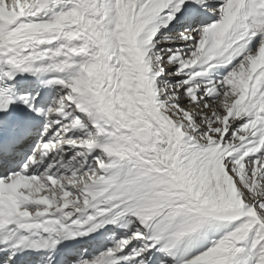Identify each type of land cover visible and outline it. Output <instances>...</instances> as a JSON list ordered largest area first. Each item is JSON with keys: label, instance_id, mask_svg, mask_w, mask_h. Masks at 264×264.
Wrapping results in <instances>:
<instances>
[{"label": "rangeland", "instance_id": "1", "mask_svg": "<svg viewBox=\"0 0 264 264\" xmlns=\"http://www.w3.org/2000/svg\"><path fill=\"white\" fill-rule=\"evenodd\" d=\"M155 2L156 0H143L138 6L136 12L137 17L134 20V24H136L134 31L137 40L139 39V32L137 34V25L140 22V18L144 17L147 23L143 26V28L140 29V31L143 32V30H145L147 32L148 31L147 28L152 24L151 21L156 16H158L156 11L160 9V7L164 6L166 2L173 3L174 1L166 0L164 3L161 2V4L159 5L158 4L156 5ZM44 3L45 0H6L5 5L6 6L8 5V7L11 8V9L9 8L11 13L12 12L17 13L19 12V7H21L22 11H26L28 9L37 10L42 8L44 6ZM131 3L132 0H115L111 5L112 11L109 12L112 13L111 16L113 18L111 16H110L111 18L110 17L107 18L106 19L107 24L106 26L103 27L104 30L103 33L105 34V38L111 36L116 37V42L114 37L109 38L110 39L109 41L112 43L111 44L112 48L116 49L115 50L116 55H114L115 59L113 61L115 62L114 66L112 67V64L111 65L107 64L109 67L107 69L106 67L103 68V70L105 69L104 71H106V73L108 74V77L105 74L103 75L105 77L104 79H110L109 83L111 86L109 84L108 85L111 88L108 85L106 88L103 85V83L101 86L99 83L93 82L94 80L91 78H90L91 81L88 79V82H90L88 83L89 84L88 88L89 89L91 88L89 101L95 102L96 100V102L98 101L99 103H101L99 104L100 107L108 109L109 112L111 110V115L113 119L114 118L115 120L117 119L116 120L118 122L117 124L125 125V127H127L128 129L135 131L136 134V137L133 134H130L131 137L128 136L129 140L127 141V143L124 144L126 148L125 152L120 153L116 157L118 160L120 159L128 163L127 167L129 170L128 169L127 170L129 172L126 170V179L125 180L120 179V180L123 181V184H126L128 179L132 177L134 173H139L140 174L139 176L130 178V180L131 179L134 180V183L130 182L134 185V189L131 188L129 192H135L141 189L142 187L148 186L150 184V179H151L154 180L155 182L153 183V185H151L152 187H149L147 189L156 188V190L154 189L153 190L154 193L150 195L155 194V195L164 196V194L168 192L165 194L166 198L168 199H169V197H167L168 194H170V196L174 194L177 195V193H173V192L177 188L183 189L181 188L183 181L187 186L188 190H190L192 194L196 196L197 199L201 202L200 205H202V207L205 206L208 209H210V211L221 213L222 215H219V218L220 219L224 218L222 219L223 221L212 220L213 217L218 216L215 212L208 213L210 217L212 216V218H210L209 216L203 218L202 216L200 217L199 215L198 216L192 215L191 213L186 214L185 212V215L181 217L182 219L181 223L174 226L176 230L170 228L171 227L170 223L162 226L160 224H157L156 227L159 226L163 230L173 229L172 234L175 237L179 238V240H177V244H179L177 246V249L167 251V253L163 255V257H161V262L163 264L166 263L174 264L173 260L177 256L180 259H184L192 254V250L193 252L204 250L203 252H206L207 260L209 264H264V228L258 225L257 222L252 219H246V220L234 221V222L225 221L228 219H232L233 217L235 218L236 212L237 214H239L238 211L240 209H244V210L247 209L249 211L254 210L256 214L260 216V218L264 219V176H263L264 175V142H260L259 144H256L254 146L255 147L254 149L256 150L255 152L256 153L258 152L259 155L258 157H254L252 159L247 160L246 158L249 155H251V152L248 151L247 152L242 151L241 153L238 152V149L241 144L240 142L245 137V135L248 134L250 127L253 126L257 128L255 124L257 123L258 125V129L255 130V133L250 134L252 138L253 137L256 138L257 135L264 133V124L261 123L260 121L259 123L257 122V119H261L260 115L257 114L258 115L257 116L256 111L253 112L252 115H250L252 109L256 108L255 102H251L252 100L251 98L253 97V93L250 94V91L252 90V82H250V80L249 82L245 81V79L241 76L243 72L249 71V67L250 69L252 68L249 75H252L253 77L255 76L254 78H256L257 76L261 78L264 74V70H262L264 68V62H262V59L260 64L261 52L259 55V52L257 53L256 51L257 49L256 45L255 47H253L251 41L248 40V38L252 35L253 30L255 29L257 30V28H261V29L264 28V23L259 20H254L245 12L246 0H221V2L218 5L216 4L217 7L201 9L205 13V15H215V18L212 19L211 24L208 26V28L207 27L205 28V26H201V27L198 26L199 28L196 30L198 31V33H196L193 36V38L200 37L199 38L200 40L199 39L193 40L192 43H190L192 44L193 48L189 52L186 51V53H189V55L186 58V61L184 59L178 61V58L180 57H176L173 53V50L175 48L172 47L175 46L167 45L170 44L169 42L171 40L170 38H159L157 42L155 41L156 42L155 44L157 46L159 45V43H161V45H165V46H161L164 48V51H162L161 54L165 56L168 54L167 56H169L168 58H164L163 56L162 58L163 61L161 63L155 62L154 65L155 70L158 69L160 65L162 69L164 61L166 65H170L167 67L166 71H168L169 68H173L174 66H176V69L170 71L168 75L169 77H176L180 72L184 71L185 76L181 78V83H180L182 86V85H187L186 83L189 82L191 79H196V78L200 79V77L198 76V72L200 74L205 73V70L202 71L199 70L194 73L186 72L189 68H192L196 64H198L201 61V58L207 56L212 57L210 54H206V55L203 54L206 46L204 40L202 39H204L205 36H207L209 33L212 32L215 33V38H213L214 41L213 44L215 45L216 48L215 51H217L218 50L217 47L222 45L221 41L224 40V36H225V40L227 42L225 47H227V49L231 48V52H230L231 54L230 53L227 54L226 59L236 57V52L238 49L239 50L245 49V51L242 50L243 51L242 54L246 53V55L243 54L245 57L241 59V62L239 61L238 64L234 67L233 78L237 79L238 82H240L242 86H244V88L247 83H250V88H249L250 90L248 93L249 96L248 94L245 93L246 90L244 89H242L243 94L242 93L239 94L233 88L227 89L228 86H225L226 84H224L225 87L224 92L220 94V97H216L218 96L217 95L218 93L215 92L216 86L219 83L224 82L225 78L228 76L216 79V81L217 80L218 81L215 84H212L211 81L212 78L209 81H205L204 84L203 82L200 81L198 83L196 82L193 85H190L187 91H181V92L179 91L177 85H170V83L166 84L162 80L161 81L157 80L156 89L159 90L167 89L166 96L174 97L172 103H169L165 98H163V104H164L163 110H165L163 111L159 107L153 105V103L151 102L152 97L149 95L146 88L143 89L144 84L140 80V76H139L140 73L139 64L135 58V54L132 51L131 47L128 46L127 30L129 26L132 25L133 23V21H131L129 18V10ZM173 11L174 9H172L171 13H173ZM171 13L167 14V16L164 17L167 18L171 17L170 16ZM147 15H149V18H147L148 17ZM67 16L69 17L70 15L67 14ZM164 17L162 18L160 17L158 21L163 20ZM65 21H69V20H65ZM95 22L97 23V21H94L93 22L94 24L91 25L89 23H85V26L89 30H91L93 35H95L96 39L101 40L100 34L95 30L101 29L102 24L96 25ZM56 24L61 25V22H57ZM173 25H175L174 21H173ZM202 30H205L206 32L208 31L207 32L208 34L205 33L204 34L205 36H203ZM217 34L219 35L218 37H216ZM262 35L264 34H261V41L260 40L258 41V44L260 45L264 43V38H262ZM228 36L229 37L232 36V40L233 38H235L237 41L231 42L230 40H227ZM140 39H141V35H140ZM141 41L145 42L146 38H142ZM153 41H154V37L149 44H151ZM232 44H236V45H232ZM116 45L118 46L116 47ZM103 46L107 49V47L104 44ZM262 46H264V44ZM247 48L251 50L248 51ZM260 50L261 49L259 48V51ZM210 51H214L213 45L210 46ZM217 52H219L217 53V56L221 54L219 50ZM217 56L215 58H217ZM149 59L152 61L154 60L158 61V56L153 54L152 56L149 57ZM205 59L207 58H204L202 60V65H204L203 64L204 62L205 65L208 64V61H205ZM179 63L181 64L182 67H179ZM222 65H225V63L222 62L220 63L219 66ZM209 66L211 67L212 65L209 64ZM256 66L261 67V68L259 67L260 68L259 72L258 69H255ZM69 68H74L73 70L77 72L83 69L82 62L79 61L75 65L70 64ZM156 71L158 72L161 70L159 69ZM257 73L258 75H256ZM196 75L198 77H195ZM232 80L228 79L227 82L229 85H232L234 87L235 83H233ZM81 82H82L81 79L77 80V86L80 88H82L84 85ZM202 85L207 86L205 89L203 88L205 90L204 95H207L209 92L215 95L216 97L215 102L213 101V99L209 101L210 103H215V105L213 106L208 105L209 109H204V107L201 108V106H198V108L201 109L200 112L202 114L206 113L205 114L206 119L199 121L198 118L195 119V117H192V119H188V121H186L187 116L184 115V110H185L184 107L186 106H183L184 102L181 103V101H183L185 98H188L191 102L193 100H196L198 96L196 95L195 91L199 87H202ZM95 87L97 89H95ZM175 91H177L178 93L175 94ZM163 92H165V90ZM58 95L59 94L53 97H57ZM106 98L111 100V102L107 100V103H104L106 101ZM133 98L140 101L141 102L140 105L144 104L143 106L144 107L148 106V108L146 110L145 109L143 110L142 109L143 106H142L137 112L136 111L137 108L135 107L136 105L133 103L134 102ZM59 99L62 98L59 97ZM178 100H180V102H176ZM229 100H234L235 102H237V100L238 101L240 100L238 103H243V107L239 110L235 118L228 121L231 112L233 110V108L230 109L229 106H227L228 103L226 104V102ZM150 102L152 106L149 105ZM238 103H235V105H238ZM244 104L247 105L245 106ZM104 105H106V107H104ZM195 106L193 104L190 105V107H192V110L193 109L195 110ZM214 106L219 107V109L222 110V113L221 114L219 113V115H215L214 112L212 113L211 109L214 108ZM109 107H111V109ZM116 113L119 114L120 119L119 117L118 118L116 117L117 115ZM248 115H250L251 120L242 124L241 122L244 120L245 116ZM213 119L215 122L213 121ZM174 120H178L180 124L176 123ZM139 122L140 125L138 127L136 128L132 127L133 123H139ZM185 122L187 123L186 131L189 134H191L192 136L191 138L190 137L185 138L183 136H180L178 135L179 133H177L178 136L176 135V131L181 127V125L185 124ZM116 127H120V126L116 125ZM194 139L199 141L196 142ZM263 139L264 138L261 137V140ZM187 140H192V142L190 141L188 142ZM224 141L225 143L227 142L226 146L236 145L232 149V150H234V148L235 150L237 149L236 151L235 150L233 151L235 152V155L233 157H231L230 155L229 157H231V159L229 161L227 156L229 153H232V150L227 151L228 152V153L226 152L227 154L219 153V155L221 156H217L218 151L221 150L219 148L224 143ZM163 153L165 156H167V158H169L168 162H164V159L162 160V156L164 157ZM242 153H246L245 157L244 155H241ZM238 154L240 156H237ZM132 156H136L137 158L132 159ZM185 158H188L190 161L189 162L186 161L187 163L183 162ZM196 160H203V162L198 161L199 162L198 163L196 162ZM101 161L103 162V159H101ZM227 164L229 165L227 166ZM164 165L167 167L174 168L176 170L169 168L165 169ZM149 167L150 168L153 167L152 169L155 170L146 172L150 170ZM81 168L79 169L80 171L79 174H75V175L72 174L73 180L75 181L73 183L69 181L71 185L69 186L70 192H68L67 195V199L70 198L72 202L76 204L79 203L78 200L81 203L84 201L82 198V193H83L82 187L80 186L85 185V182L90 184L88 190L90 189L93 193H98L104 189L106 190L107 187H103V186L110 182L108 177L102 178L100 180L101 177L110 173L106 171L107 170L106 167H103L104 171L102 173V176L100 177H99L100 173L97 170L95 171V173L94 172L90 173L86 168L83 169V166ZM182 169H184V172L182 171ZM204 169H207L210 172L212 171L210 178H209L210 176L209 172L207 173V175L205 173H204L205 175L201 173L203 172ZM113 170L114 172H116L117 169H113ZM62 173H67V172H62ZM69 176L70 175L64 176L61 182L65 183V181L68 180ZM164 176H168L169 179L166 180L163 179ZM58 186L60 185H57L56 187H52L51 185H48L47 186L48 189L47 187L42 186L43 189H46L47 196L46 195L41 196L40 199L41 200L47 199V201L45 202L47 209H56L58 206L57 201L63 200L61 196L62 193H64V189L63 190L61 188L58 189L57 188ZM116 190L117 191H115L114 194L116 196L117 195L119 196L122 192L119 191L118 189ZM76 192L78 194V200H77ZM86 195H91V194H86ZM92 196L93 195L85 196V198ZM194 196H192L193 198L191 196L190 197L196 203V201L194 200L196 197L194 198ZM86 199L90 200L91 198H86ZM171 201L173 200L172 199L168 200V202ZM178 201L179 200H175L173 203H177ZM252 204L254 207L252 206ZM61 206L63 205L61 204ZM179 213H180L179 210L176 209L174 211L171 210L169 214H171L170 217H172L177 214L178 216H180ZM252 213L253 212H251V214ZM153 216H154L153 214H150L149 216L147 215L145 218L151 219ZM174 220L175 218H173L171 222ZM134 224L136 225V221L133 222V225ZM189 234L190 236L186 237ZM167 235L174 238V236L170 234ZM210 242L213 245L210 244ZM135 243L133 242L132 244L127 241L126 245L129 248L130 247L132 248L135 245ZM165 251L166 249L163 252H161V254L164 253ZM161 254H158V256H160ZM140 256L136 257L137 260L139 258L148 257L147 255H140ZM167 259H171V260H167ZM140 263L149 264L147 259L142 260ZM154 264H157L156 260Z\"/></svg>", "mask_w": 264, "mask_h": 264}, {"label": "bare ground", "instance_id": "2", "mask_svg": "<svg viewBox=\"0 0 264 264\" xmlns=\"http://www.w3.org/2000/svg\"><path fill=\"white\" fill-rule=\"evenodd\" d=\"M53 0H45V3H44V6L40 9H37V10H33V9H28L26 11H23L21 13L19 12H10L8 5L6 7H8V13H5V12H0V16H1V22H0V47L5 44V43H8L10 42L11 43V47L14 51H17L19 50L18 52L22 53V55L20 56H17L15 59L17 60V62L21 63L24 65L25 67V71H29V70H33V69H36L38 70L40 67L42 68H53V69H62V68H65L66 65L67 67H70V64L72 65H75L76 63H78L79 61L82 62V67L83 69H81L82 71L79 72L81 74V76L85 79H93L95 83H99L101 86H102V83L104 81V79L102 77H99L98 75V70L101 69V66H100V63H101V57H100V53L97 51L99 49V47L96 45L97 41H99L98 39L95 38V35L92 34H87L83 29H82V25L85 23H88L87 21H85V15H82V16H77L75 13H73L72 10L69 9V6L65 8V10H67V12L63 11V10H60L58 13L54 14L52 13V11H50V9L52 8V5H54V3L57 2V0H54V2L52 3ZM106 0H101V5H100V10H105V2ZM174 2L171 3V2H166V4L162 7H160V9H156V13L158 16H156L151 22L152 24L147 28L148 31L146 33L147 36H150L149 37V41L151 42V40L153 39L154 37V41L149 44L147 42V40L145 42H142V45L147 48L149 47L150 45H154L159 38H170L171 40L169 41L170 44H167L168 46H175V47H172V48H175L173 50V53L176 57H180L178 58V61L179 60H182L184 59L186 61V58L187 56L189 55V53H186L189 52L193 47H192V41L193 40H197L199 39L200 37H194L193 36L198 33V31H194L193 34H192V31L191 29L189 30V32H186L184 35L181 36V34H179L178 32L179 31H173L172 29L175 28L176 24L173 25V20L176 19V21H180V22H185V20L187 19H191L192 21L193 20H199L201 17L199 16H196L195 17V14L196 13V3L197 2H201V1H191V0H187V2L190 4V8L188 10H186L185 6L184 5H179L177 2L178 0H173ZM206 1L207 3L205 4H202L201 6L199 7H202L204 5H207V7H211L213 5H216L218 3V0H204ZM256 1V0H255ZM258 3H259V7L260 8H264V6L262 5V2L260 0H257ZM27 2V1H26ZM24 3V2H23ZM52 4V5H51ZM168 7H166V5H168ZM51 5V6H50ZM70 6H73L74 5H71L69 4ZM173 6V7H172ZM174 9L173 11V14L171 15L170 20H159L158 19L161 17H163L164 15L168 14L169 13V10L171 9ZM11 9V8H10ZM17 10V9H16ZM160 12V13H159ZM21 14L20 18L19 15ZM70 15L69 17L67 16ZM199 17V18H198ZM18 19V22L14 23L17 19ZM109 18V17H108ZM111 18V17H110ZM71 19V20H70ZM107 19V18H106ZM123 19V18H122ZM49 20H55L56 23L57 22H61V25H58L57 24V27L56 29H53V28H47V29H44L41 28L40 23L41 22H48ZM63 20V21H62ZM65 20H69V21H65ZM94 20V19H93ZM21 21H26L28 23H34L36 26H30V27H27L25 29H21L19 26V24L21 23ZM94 21H97L96 25L99 24V20H94ZM123 21V20H122ZM150 22V23H151ZM169 22V23H168ZM83 23V24H82ZM112 23V22H110ZM109 23V24H110ZM82 24V25H81ZM147 24V23H145ZM149 24V23H148ZM51 26V24H48ZM83 25V26H84ZM112 25V24H111ZM210 25V22H208L207 26ZM147 26V25H146ZM200 27L202 25H199ZM86 27V26H84ZM113 28V27H112ZM184 29V28H183ZM55 30V32H54ZM87 30V29H86ZM108 30V29H107ZM111 30V29H109ZM115 30V29H114ZM51 31H53L54 33L53 34H50ZM91 31V30H90ZM118 31V30H117ZM116 31V32H117ZM123 31V30H122ZM261 31L263 32L264 29H257V30H254L253 31V35L248 39L251 41L252 43V46H255L257 47V50H259V48L262 50H260L261 52V59H262V62H264V46H262V44H258V41L261 39ZM203 32V36H205L204 34L207 33L205 30H202ZM121 33V32H120ZM175 35H174V34ZM5 34V35H4ZM208 34V33H207ZM88 37V41L90 43V51H87V47H86V43H85V40H84V36ZM3 36H6L3 37ZM124 36V35H123ZM145 36V35H144ZM202 36V35H201ZM215 36V35H214ZM219 35L217 34L216 37H218ZM206 37V36H205ZM145 38V37H144ZM120 40V39H119ZM118 40V41H119ZM203 40V39H202ZM144 41V39H143ZM156 41V42H155ZM233 41H236L235 38H233ZM102 43V41H100ZM196 42V41H195ZM103 44V43H102ZM163 44V43H162ZM161 46H165V45H161V43H159V45L152 51H150V53L147 54V58L149 59L150 56H152L153 54H155L156 56H158V61L154 60H150L149 61H152V62H162L163 61V56L164 58H168L169 56H165V55H162L161 52L164 51V48L161 47ZM218 50L221 52L220 55L217 56V58L213 59L212 57H204V58H207L205 59V61H208V64H206L205 66L202 65V60L204 58H201V61L196 64L194 67L192 68H189L186 72H189V73H194L196 71H199V70H205V73H202L200 74L198 72V76L200 77V79L196 78V79H191L189 82H187L186 84L187 85H182L181 86V78L183 76H185L184 74V71L180 72L176 77H169V73L170 71H173L176 69V66H174L173 68H169L168 71H166L165 75L163 78H158L157 80H162L164 83L168 84L170 83V85H177V87L179 88V91H187V89L190 87V85H193L194 83H198L199 81L200 82H205V81H209L211 78L215 77V79L219 78V77H224L225 75H227L228 77L226 78V80L230 79L233 81V83H235L234 87L232 85H229L228 82H222L218 85V87L216 88L215 92L218 93V91H220L219 93V96L221 93L224 92V84H226L225 86H228L227 89L229 88H233L234 90H236L239 94H241L243 91L242 89L245 90L244 86H242V84L240 82H238L237 79L233 78V74L234 72H230V70L236 65V63L238 61H240L244 55L242 54V50H238L237 53L238 55L234 58H229V59H226V55L229 54V50L227 49V47H223V45H220L217 47ZM1 49V48H0ZM118 53V52H117ZM122 53V52H121ZM17 54V53H16ZM119 54V53H118ZM231 54V53H230ZM171 56V55H170ZM229 56V55H228ZM176 59V58H175ZM230 63H227L229 62ZM224 62L225 65H222V66H219L220 63ZM122 63V62H121ZM200 64V65H199ZM212 65L211 67L209 66ZM45 65V66H44ZM44 66V67H43ZM209 66V67H208ZM231 66V67H230ZM106 69L109 67L107 64L106 66H104L103 68ZM179 67H182L181 64L179 63ZM178 67V69H179ZM260 66H256L255 69L259 68ZM261 68V67H260ZM259 68V69H260ZM128 69V68H127ZM161 70V65L160 67H158V69L156 70ZM35 70V71H36ZM73 72L74 70L71 69ZM105 70V69H104ZM155 70V71H156ZM252 68L250 69L249 67V71H246V72H243L242 73V77L245 79V81H248L250 80V82H252V90L250 91V94L253 93V97L251 98V102H255L256 104V108L255 109H252V112L250 113V115L253 114V112H255L256 110L259 109V107L261 106V101H264V92H263V86H264V77L262 78L263 81L261 82L260 79L258 80L257 78H254L252 75H249L250 72H251ZM254 71V70H253ZM260 71V70H259ZM255 72V71H254ZM263 73V72H262ZM223 75V76H222ZM264 75V74H263ZM197 75L195 77H198ZM261 76V75H260ZM0 77H2L1 73H0ZM107 77H108V74H107ZM105 78V77H104ZM113 78V77H112ZM80 79V78H79ZM90 79V81H91ZM115 79V78H114ZM248 79V80H247ZM106 80V84L104 85L106 88H107V85L110 81V79H105ZM81 83H85L82 79H81ZM88 81V80H87ZM113 81V79H112ZM212 81V84H215L217 81L213 79H211ZM243 81V80H242ZM92 82V84H93ZM231 82V81H230ZM87 83V82H86ZM90 83V82H88ZM2 84V82L0 81V85ZM112 84V83H111ZM161 84V83H160ZM165 84V86H166ZM80 85V84H79ZM89 85V84H88ZM99 85V86H100ZM108 85V86H109ZM247 85V84H246ZM82 86V85H81ZM95 86V85H94ZM111 86V85H110ZM109 86V87H110ZM180 86H181V89H180ZM232 86V87H231ZM91 87V86H90ZM97 87V86H96ZM95 87V89H97ZM207 86L206 85H202V87H199L195 93L196 95L198 96V98H196V100H193L192 102L188 99V98H185L182 102H184V105L183 106H186L184 107L185 110H184V115L188 117V119H192V117H196L198 118L199 121H202L205 118V114H202L200 112L201 109L198 108V106H201L204 107V109H209L208 105L210 106H213L215 105V103H210L209 101H211L213 99V101L215 102V95L211 92H209L207 95H204L205 94V88ZM111 88V87H110ZM109 88V89H110ZM177 88V89H178ZM204 88V89H203ZM100 89V88H99ZM171 89V88H170ZM176 89V90H177ZM186 89V90H185ZM94 90V89H93ZM202 90V91H201ZM250 90V89H249ZM95 91V90H94ZM105 91V90H103ZM169 91V90H168ZM171 91V90H170ZM107 92V91H106ZM99 93V92H98ZM178 92L175 91V94H177ZM183 93V92H182ZM231 93V92H230ZM59 94L57 90L54 91L53 95L52 96H55ZM110 94V93H109ZM243 94V93H242ZM97 95V94H96ZM98 96V95H97ZM202 96V97H201ZM219 96H216V97H219ZM249 96V94H248ZM109 97V96H108ZM202 98L201 102L199 103V98ZM241 97V96H240ZM251 97V96H250ZM246 98V97H245ZM94 99V98H93ZM134 99V98H133ZM193 99V98H192ZM243 99V98H242ZM247 99V98H246ZM103 100V98H102ZM109 101L111 102V100L107 99L106 98V101ZM198 100V101H197ZM163 102V98L161 100ZM240 101V100H239ZM237 100V102H235L234 100H229L226 102L227 106H229L230 109L233 108L232 110V118H235V116L237 115V113L239 112V110L243 107V103H238L239 102ZM242 101V100H241ZM96 102V100H95ZM98 102V101H97ZM176 102H180V100L176 101ZM193 103V105L195 106V110L191 111L190 114H188L186 108L189 106V104ZM99 103V102H98ZM106 103V102H104ZM103 103V104H104ZM137 108V112L138 110L140 109V107H142L144 104L140 105L141 102L138 101L137 99H134V102H133ZM235 103H238V105H235ZM101 104V103H99ZM133 104V105H134ZM72 105L71 103H68V107ZM107 105V104H106ZM106 105H104V107H106ZM245 105V104H244ZM254 105V104H253ZM164 106V104H163ZM162 106V107H163ZM128 107V106H127ZM144 107V106H143ZM142 107V109L146 110L148 108V106H145L144 108ZM64 108H67V107H64ZM101 108V107H100ZM108 108V107H107ZM111 109V108H110ZM164 109V108H163ZM229 109V110H230ZM108 110V109H107ZM126 111V109H125ZM231 111V110H230ZM211 112L215 113V115H219V113L221 114L222 113V110L219 109V107H215L211 109ZM204 113V112H203ZM117 114V113H116ZM250 115L248 116H245L244 120L241 122L242 124L246 123L247 121H250L251 120V117ZM116 117L120 119V116L119 114L116 115ZM132 117V116H131ZM230 119V120H231ZM97 119L94 117L93 118V122H96ZM135 121V120H134ZM133 121V122H134ZM190 121V120H189ZM214 121V119H213ZM259 121L261 123L264 124V118L263 119H257V122L259 123ZM136 122V121H135ZM138 122V121H137ZM215 122V121H214ZM249 123V122H248ZM140 125V122L139 123H133L132 124V127L133 128H136ZM142 125V124H141ZM218 125V124H217ZM257 129H258V125L257 123L255 124ZM242 126V125H241ZM251 126V125H250ZM249 126V127H250ZM207 127V126H206ZM219 127V126H218ZM247 127V126H246ZM210 128V127H209ZM261 128V127H260ZM144 129V128H143ZM147 129V128H146ZM243 130V129H242ZM256 130L255 127H250L249 128V132L248 134H246V136H249L251 133H253L254 131ZM145 131V130H144ZM148 131V130H147ZM183 129L179 130L178 133L182 132ZM211 131V130H210ZM252 137V136H251ZM257 137V136H256ZM264 138V137H262ZM198 139V138H196ZM200 139V138H199ZM264 140V139H263ZM115 137H112L111 141L108 142L110 144H114V143H118V141ZM155 141V140H154ZM157 142V141H156ZM155 145V143H154ZM152 146V145H151ZM154 148V147H153ZM238 148V147H237ZM249 149V146H246L244 145V142H241L240 144V147L238 149V152L241 153L242 151L243 152H247ZM235 150V148H234ZM232 150V151H234ZM237 150V149H236ZM235 150V151H236ZM138 152V151H137ZM219 153L222 154V149L220 151H218V155ZM164 155V153H163ZM235 155V152H233L231 154V157H233ZM239 155V154H238ZM237 155V156H238ZM95 156H97V153H95ZM171 156V155H170ZM258 152L256 153L255 151L251 152V155H249L246 159H252L254 157H258ZM117 157V156H116ZM187 157V156H186ZM231 157H228V161L231 159ZM121 158V157H119ZM137 158L136 156H132V159H135ZM184 158V156H183ZM151 159V158H150ZM164 159V162H168L169 161V158H167V156L164 155V157L162 156V160ZM245 159V160H246ZM52 161V162H51ZM63 161V162H62ZM123 161V160H121ZM186 161H190L188 158H185L183 162H186ZM203 162V160H196V162ZM51 165L56 168H58L61 172H67V173H70V174H79L80 171L79 169L83 166V169H88L89 168V163L88 162H84L85 165H80L78 162L76 161H73V162H68L67 159L65 158H60L59 156H54L51 160ZM145 162V161H144ZM192 162H193V159H192ZM198 162V163H199ZM187 163V162H186ZM207 164V163H206ZM232 164V163H231ZM229 164H227L228 166ZM230 167V166H229ZM206 168V167H205ZM82 169V168H81ZM160 169V168H158ZM185 169V168H184ZM184 169H182V171L184 172ZM34 172L36 173V169H33ZM187 170V169H186ZM215 171V170H214ZM114 172L111 171L110 173L112 174ZM182 172V173H183ZM209 172L210 176L209 178L211 177V173L212 171H208L207 169H204L203 172H201L203 175H207V173ZM109 173V174H110ZM205 173V174H204ZM215 173V172H213ZM132 174V173H131ZM198 174V173H197ZM140 174L139 173H134L132 175V177H136V176H139ZM215 175V174H214ZM262 175V174H261ZM213 176V175H212ZM264 176V175H263ZM130 177V178H132ZM130 178L128 179L127 183L126 184H123V181L119 180L116 184V189H118L119 191H121L122 193L118 196H116L114 194V197L118 198V197H121L122 195L125 196L124 194L128 195V193H142V195L144 194H152L154 193L153 190L156 188H152V189H147L149 187H152L151 185H153V183L155 182L154 180H151L150 179V184L146 187H142L141 189L135 191V192H129L131 188L134 187V185L132 183H134V180ZM163 179H169L168 176H164ZM218 179V178H217ZM132 182V183H130ZM20 184V183H19ZM88 184L85 182V185ZM131 185V186H129ZM181 187V185H180ZM19 188V185L18 184H15L13 185V187L11 188V192L12 193H16V191L18 190ZM183 188V186L181 187ZM184 189V188H183ZM183 189H176L173 193H177V195L179 194V196H181V201L179 202V204H176L174 205V207L172 209H169L167 212L170 213L171 210H176L178 209L179 212L180 211H183L182 209H184L185 211H191V214L192 215H199V216H202V217H206V216H209L208 211L204 210L202 205H198L196 204L192 199L191 197L188 195V193L186 192V190L184 191ZM141 190V191H140ZM75 191V190H74ZM156 192V191H155ZM171 192V191H170ZM168 193V192H166ZM86 196H91V195H86ZM164 196H166L164 194ZM168 196H170V194H168ZM86 198H91L92 197H86ZM195 198V197H194ZM71 202L72 200L70 198H68ZM104 200H99V202L97 201L95 207H98L101 205V202H103ZM132 203H137V201L135 200L134 202ZM76 204V203H74ZM201 204V203H200ZM102 206V205H101ZM89 208L86 207L84 208V210H87ZM33 209V208H32ZM32 209L28 210L31 214H33L31 211ZM36 209H39V207H37ZM93 209V208H92ZM91 210H89L90 212ZM249 212V211H248ZM39 213H43V214H46V215H49V216H54L52 213H49V212H43V211H39ZM117 215H120L122 213V211H116ZM168 213V214H169ZM174 213V212H173ZM239 214H234L235 215V218L233 217L232 219H228V220H225V221H231V222H234V221H242L244 219H247V217H243L242 214L240 212H238ZM251 213V212H250ZM172 214V213H171ZM79 215V213H77L76 215H72L73 218L71 220H73L74 218H76L77 216ZM210 217V216H209ZM229 217V216H227ZM212 218V216L210 217ZM224 219V218H222ZM222 219L219 218V215L217 217H213L212 220H219L221 221ZM223 221V220H222ZM161 244L162 245V249L161 251L159 252V254H161V252H163L166 248H164L165 246H174L175 245V242L178 240V238L174 237L172 238L171 236H168V235H164V234H161ZM135 243V242H134ZM133 244V243H132ZM101 248H103V245L101 246ZM131 248V247H130ZM130 248H126L127 252L130 250ZM127 252L123 253L122 255L125 256L127 254ZM189 261L186 262V264H207L208 263V260H207V254L206 252H203L202 250H199V251H194L191 256L189 257ZM137 258H134V261H136ZM130 262L128 264H133V262ZM155 263V261L153 262V264ZM209 264V263H208Z\"/></svg>", "mask_w": 264, "mask_h": 264}, {"label": "water", "instance_id": "3", "mask_svg": "<svg viewBox=\"0 0 264 264\" xmlns=\"http://www.w3.org/2000/svg\"><path fill=\"white\" fill-rule=\"evenodd\" d=\"M77 1L83 8L85 7L83 0H75ZM90 1V0H87ZM98 5V0H94V5L91 8H88L89 11L93 12L95 14L96 17H99V13L96 10V7Z\"/></svg>", "mask_w": 264, "mask_h": 264}]
</instances>
